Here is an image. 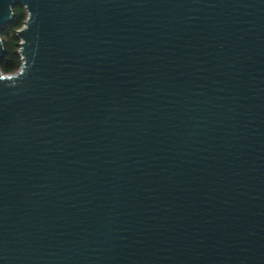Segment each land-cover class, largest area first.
<instances>
[{
	"label": "water",
	"instance_id": "water-1",
	"mask_svg": "<svg viewBox=\"0 0 264 264\" xmlns=\"http://www.w3.org/2000/svg\"><path fill=\"white\" fill-rule=\"evenodd\" d=\"M15 7L0 264H264V0Z\"/></svg>",
	"mask_w": 264,
	"mask_h": 264
},
{
	"label": "trees",
	"instance_id": "trees-1",
	"mask_svg": "<svg viewBox=\"0 0 264 264\" xmlns=\"http://www.w3.org/2000/svg\"><path fill=\"white\" fill-rule=\"evenodd\" d=\"M13 11V21L6 29L0 32L6 51L0 64V70L6 76L15 75L21 69L20 39L17 36V32L23 28L27 20V13L23 7H15Z\"/></svg>",
	"mask_w": 264,
	"mask_h": 264
}]
</instances>
